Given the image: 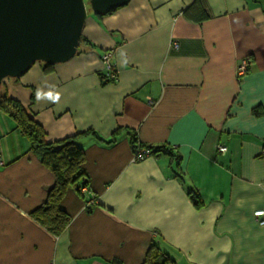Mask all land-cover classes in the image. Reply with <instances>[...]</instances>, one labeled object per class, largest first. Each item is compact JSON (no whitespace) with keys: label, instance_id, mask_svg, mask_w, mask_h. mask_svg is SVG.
<instances>
[{"label":"crops","instance_id":"0c3cea01","mask_svg":"<svg viewBox=\"0 0 264 264\" xmlns=\"http://www.w3.org/2000/svg\"><path fill=\"white\" fill-rule=\"evenodd\" d=\"M83 38L71 60L0 86L48 141L82 133L91 177L51 234L30 213L55 176L0 110V264H143L154 242L177 264H264V0H131L89 12ZM129 130L173 150L133 161Z\"/></svg>","mask_w":264,"mask_h":264},{"label":"water","instance_id":"95a60500","mask_svg":"<svg viewBox=\"0 0 264 264\" xmlns=\"http://www.w3.org/2000/svg\"><path fill=\"white\" fill-rule=\"evenodd\" d=\"M131 0H0V86L36 63L58 64L79 50L92 10L105 14Z\"/></svg>","mask_w":264,"mask_h":264},{"label":"trees","instance_id":"16d2710c","mask_svg":"<svg viewBox=\"0 0 264 264\" xmlns=\"http://www.w3.org/2000/svg\"><path fill=\"white\" fill-rule=\"evenodd\" d=\"M83 39L82 36L81 42ZM44 64L46 67L54 65ZM242 76L239 75L238 78ZM104 79L107 81L116 80H109L106 74ZM0 110L15 120L21 133L30 140L31 150L55 176V182L50 187L46 200L31 211L30 215L51 234L60 236L68 229L71 221V216L65 210L62 203L67 191L72 189L83 198H86V191L90 190L91 187L90 174L84 167L86 160L85 148L79 140L82 133L61 140L48 141L42 125L26 112L19 101L11 98L7 94H0ZM255 112L257 114L261 113L258 110H255ZM85 133L95 134L94 131L84 132L83 134ZM129 134L134 153L140 148L150 149L151 154H158L160 152L169 153L173 150V148L167 145L145 144L139 140L136 132L129 130ZM115 138L107 142L112 143L116 140ZM83 189H86V191H83ZM189 195L195 204L199 205L196 190L190 189ZM96 199L97 196L94 195L89 202L91 207ZM143 264H177V262L168 251L154 242L149 247Z\"/></svg>","mask_w":264,"mask_h":264},{"label":"built area","instance_id":"2783aa9c","mask_svg":"<svg viewBox=\"0 0 264 264\" xmlns=\"http://www.w3.org/2000/svg\"><path fill=\"white\" fill-rule=\"evenodd\" d=\"M102 61L105 65L106 70V76L109 80L117 79V63L114 59V51L113 50H106L102 54ZM250 63V59H245L238 69L239 75L246 74L248 70V66ZM153 101H151V104ZM217 150L220 154H226L228 152V147L225 144H219L217 146ZM151 155V150L147 148H140L137 150V152L134 153L132 160L133 161H139L144 160L146 157ZM6 166V161L3 157L2 148H1V142H0V168H3ZM83 191H86V189H83ZM254 216L257 219V221L264 225V210L259 209L254 212Z\"/></svg>","mask_w":264,"mask_h":264},{"label":"rangeland","instance_id":"374dc122","mask_svg":"<svg viewBox=\"0 0 264 264\" xmlns=\"http://www.w3.org/2000/svg\"><path fill=\"white\" fill-rule=\"evenodd\" d=\"M87 2V4L89 3L90 0H85ZM89 12H92V10H90ZM114 51V50H113Z\"/></svg>","mask_w":264,"mask_h":264}]
</instances>
